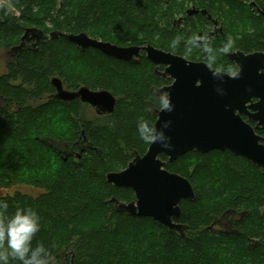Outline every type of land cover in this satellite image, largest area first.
I'll return each mask as SVG.
<instances>
[{
	"label": "trees",
	"instance_id": "16d2710c",
	"mask_svg": "<svg viewBox=\"0 0 264 264\" xmlns=\"http://www.w3.org/2000/svg\"><path fill=\"white\" fill-rule=\"evenodd\" d=\"M249 1L8 0L9 10L0 0V53L20 46L28 28L46 36L0 75V98L7 103L0 105V192L32 190L0 193V203L8 205L0 208V222L6 224L18 210L36 213L38 231L28 256L43 246L46 264H264V169L228 151L187 153L173 163L160 156L165 169L186 178L195 193L193 201L181 202V217L174 220L184 226L182 233L117 211L112 199L129 203L134 193L108 183L106 175L147 152L151 143L139 125L154 129L165 102L159 94L169 81L156 74L163 69L144 53L125 62L91 48L82 51L59 36L84 33L119 47L150 44L232 74L236 67L226 52L264 50V20L248 12ZM252 1L264 8V0ZM190 4L211 11L228 6L225 15L220 11L225 25L244 31L232 45L223 39L200 45L202 17L178 18ZM53 78L73 91L110 92L116 98L113 114L89 120L84 115L89 107L79 101H45L55 93ZM257 134L264 138V131ZM83 138L91 147L76 160L64 161L48 142L78 148ZM234 214L230 230H214ZM0 253L8 264H21L7 238L0 241Z\"/></svg>",
	"mask_w": 264,
	"mask_h": 264
},
{
	"label": "water",
	"instance_id": "95a60500",
	"mask_svg": "<svg viewBox=\"0 0 264 264\" xmlns=\"http://www.w3.org/2000/svg\"><path fill=\"white\" fill-rule=\"evenodd\" d=\"M59 36L82 51L91 48L125 62H136L144 53L154 67H163L157 73L172 81L161 89L166 93L168 108L156 112L154 134H162V139L151 143L143 156H135L124 170L106 175L108 183L134 193L135 198L129 203L112 199L118 212L151 218L170 231L182 233L184 226L174 220L181 217V202L193 201L195 193L186 178L165 169L167 162L173 163L192 152L228 151L264 169V138L257 134L259 129L264 130V53L228 54L238 68L235 75H229L211 69L204 62L189 61L150 44L119 47L84 33ZM30 37L42 43L46 39L42 31L28 28L21 40ZM12 51L19 55L23 48L18 46ZM51 84L59 101H80L99 116L111 115L115 110L116 98L106 90L80 87L68 91L58 78H53ZM48 142L58 149L59 143ZM71 146L67 145L69 149ZM90 147L82 142L78 157ZM161 155L167 162L161 160Z\"/></svg>",
	"mask_w": 264,
	"mask_h": 264
},
{
	"label": "flooded vegetation",
	"instance_id": "af4514ba",
	"mask_svg": "<svg viewBox=\"0 0 264 264\" xmlns=\"http://www.w3.org/2000/svg\"><path fill=\"white\" fill-rule=\"evenodd\" d=\"M245 4L247 6L248 12L252 16H254L256 18H261V19L264 20V8H261L259 5H257L252 0L249 1V2H246ZM220 11H211V10H207L205 8L196 7L195 5H191L190 4L185 9V16L180 17V19L186 20V18H190V17L197 16V15H200L202 17L203 24L202 25H199L200 31L198 33V36H199L198 43L200 45H203L204 42L207 43V42H210L212 40H218V39H223L225 41L224 42L225 44H226V42H229L230 41V43L232 45V44L235 43L236 39H238L241 36V34H242V32L244 30H243V28L239 29V26L240 25H236L235 28L237 29V31L234 30V33H233V31L228 33L227 30H226V27H225L226 25L224 23V20L222 19L223 13H221ZM227 37H228V39H227ZM41 44H42L41 40L34 39V38H31L30 37V38L22 41V43H21L20 46L23 48V51H34ZM237 51L242 52L245 55L254 54V53H264V50L252 51V52H244L242 50L235 49V50L226 52V57H227L228 54L233 53V52H237ZM7 53H8L7 55L10 56V58L6 62L5 67H7L8 64H12L13 62H15V60H16V58L18 56L13 51L7 52ZM227 59H228V57H227ZM228 61L231 62L229 59H228ZM231 63L236 67V71L233 72L232 74H229V75H235L238 72V68H237V66H236L235 63H233V62H231ZM159 68H162L163 69V67H159ZM156 71L161 73V71H159L157 69H156ZM217 72H219V71H217ZM156 74L158 76H160L161 78H163L160 74H158V73H156ZM163 79H167L169 81V85H171L172 81L170 79H168V78H163ZM169 85H165L164 87H167ZM65 89L68 90V91H73V90H69L67 88H65ZM54 90H55V88H54ZM55 94H56V91H55V93L53 95L47 96L45 101H48L50 99H55ZM159 95L162 98L164 97L165 98V101H166V93L160 91V94ZM55 100H57V99H55ZM57 101H59V100H57ZM254 102H256V100H254ZM63 103L67 104V103H70V102H67V103L66 102H63ZM6 104L7 103L2 98H0V105L3 106V107H5V108H7L6 107L7 106ZM81 104H83V103H81ZM83 105H85V104H83ZM89 110L93 111V113L96 116H99L90 107H89ZM104 116H109V115H104ZM99 117H103V116H99ZM243 118H244V120L247 121V117H243ZM250 123L252 124V126H255L256 125L255 123H252V122H250ZM258 131H264V130L259 129ZM81 135H82V133H81ZM51 140L52 139H49L48 141L51 142ZM52 141H54V140H52ZM84 141H85V139L83 138L82 140H78L77 142L78 143L79 142L82 143ZM57 147H58L59 153L61 154V156H62V158H63L64 161H66L67 159L76 160V159H80V157H81V156L78 157V151H79V149L76 146H74V145H72L70 147V149H69L66 144H64L62 146L59 143L57 145ZM236 220H237V217H236L235 214L232 215L231 218L230 217H223L222 220H219L217 222V224L214 225L213 228H214L215 231H221V229L230 230V228L233 227L234 223H236Z\"/></svg>",
	"mask_w": 264,
	"mask_h": 264
},
{
	"label": "clouds",
	"instance_id": "9594fccd",
	"mask_svg": "<svg viewBox=\"0 0 264 264\" xmlns=\"http://www.w3.org/2000/svg\"><path fill=\"white\" fill-rule=\"evenodd\" d=\"M208 51H211L208 49ZM164 108H168L165 101ZM139 130L142 133V138L146 141L153 143L162 139V134L155 135L154 129L148 127L146 122L139 125ZM167 147L166 144H162ZM7 203H0V208L7 209ZM38 231V217L31 209L18 210L15 216L6 224L0 222V241L5 238L8 240L9 247L13 250L16 258L21 261V264H46L43 258L46 255L43 246H38L34 251L30 252L29 243L32 236ZM26 257H28L26 259ZM0 264H8V257L0 253Z\"/></svg>",
	"mask_w": 264,
	"mask_h": 264
},
{
	"label": "rangeland",
	"instance_id": "374dc122",
	"mask_svg": "<svg viewBox=\"0 0 264 264\" xmlns=\"http://www.w3.org/2000/svg\"><path fill=\"white\" fill-rule=\"evenodd\" d=\"M4 4H5V6L10 10V6H9V3H8V0H5V2H4ZM221 10L223 11V13H224V15L227 13V11L229 10L228 9V6H222L221 7ZM178 18H180V17H178ZM226 27V30H227V32L229 33V32H232L233 31V33H234V30H236L237 31V29L235 28V26H231V25H227V26H225ZM230 38V37H229ZM228 45H231V43H230V41L228 42ZM232 50H234V49H232ZM8 53L7 52H2V53H0V75L1 74H4V73H6V67H5V65H6V62L9 60V58H10V56H8L7 55ZM85 112V117L87 118V119H91V120H95L97 117H96V115L93 113V111H91V110H85L84 111ZM102 119V118H101ZM16 190H18V191H22V192H27V193H32V190L31 189H29V188H27V187H24V188H22V187H13V188H11V189H8V190H4V191H2V192H0L2 195H6V194H13Z\"/></svg>",
	"mask_w": 264,
	"mask_h": 264
}]
</instances>
